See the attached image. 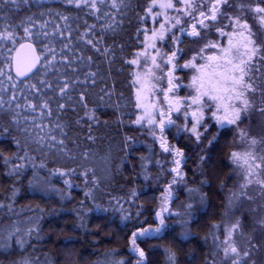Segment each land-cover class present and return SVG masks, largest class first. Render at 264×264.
<instances>
[{"label": "trees", "instance_id": "1", "mask_svg": "<svg viewBox=\"0 0 264 264\" xmlns=\"http://www.w3.org/2000/svg\"><path fill=\"white\" fill-rule=\"evenodd\" d=\"M144 3L145 0H130L129 6L124 9L125 15L118 17L123 23L115 32L103 28L105 18L97 20L88 14L87 9H76L65 4L64 0H31L30 5L19 9L9 11L8 7L4 8L9 22L17 26L27 16H33L37 20L33 32L39 30V23L47 21L43 31L51 35L48 38L34 37L33 40L40 46L51 43L58 53L63 45L62 38L54 34L57 25L66 33L71 30L72 52L65 49V54L92 56L91 63L76 59L74 66L78 69L77 74L92 71L97 73V78L95 85L87 86V109L75 103L72 108L57 112V102H73L61 99L51 90L45 89L40 95L51 97L50 104L54 110L51 117H40L39 110L31 112L26 108L16 109L20 114L16 117L19 121L17 125L10 123L13 116L7 107L0 111V125L10 129L9 133L0 135V152L6 156L18 151L20 155L27 152L33 158L31 162L17 161L25 164L18 176L8 175L11 165L6 167L0 161V202L11 204V210L0 208V230H5L6 235L9 226H14L21 230L22 235L30 228L37 229L23 248L17 246L13 238L12 247L0 249V264H14L22 256H32L38 260V264H114L118 260H124L125 264H136L137 256L130 251L131 233L139 227L157 226L155 213L160 211L163 191L172 180L168 169L172 167L173 157L162 152L159 141L149 134V126L141 127L132 123L137 113L133 87L135 71L133 65L125 63V60L133 58L143 40V35H137V29L144 26L137 19V13L143 14L141 10ZM101 8L102 11H111L105 6ZM57 13L68 16L69 20L65 22L59 19ZM186 20L187 17L184 18ZM85 22L87 25H96L86 38H92L93 34L96 38L103 37V43L99 46H110L114 55L105 58L78 39L87 31ZM150 24L149 20L148 28ZM23 36V28L18 27L17 39ZM65 72L68 76L73 75L57 63L54 69L46 75L42 71L31 83H36L37 79H47L54 84L62 82L66 78ZM5 86H8L7 82ZM102 89L112 93L110 100L105 96V101H109L107 104L98 99L103 95ZM81 90L79 85L72 90L73 101L79 100ZM4 95L7 99L9 94ZM24 95H28L32 103L40 102L36 95L25 89L23 94H19L18 102L21 104L24 103ZM87 110H94L100 122L88 121L85 117ZM57 117L67 134L66 138L60 137L59 129L54 130L58 138L65 140L63 153L37 145L35 134L39 129L32 128L34 118L37 124L49 125L52 121L54 128ZM81 117L83 119L77 124L76 121ZM24 128L29 129V132L25 133L22 130ZM90 134L94 140L87 138ZM165 136L169 144L183 150L186 158L182 164L185 182L172 186V199L167 205L170 211L183 212L181 205L189 201L188 188L199 187L205 200L202 204L198 200L193 201L199 211L195 221L187 226L190 235L186 238L180 235L182 228L177 223L181 217L164 213L168 227L158 236L141 239L137 243L146 253L147 264H165V248L176 251L178 264H206V260L208 264H221L222 251L218 250L219 241L214 237L222 240L223 228L214 230L211 225H223L225 197L234 177L229 163L233 139L231 130L222 129L218 133L217 127L214 129L210 125L205 134L206 139L202 137L199 143L187 132H178L174 127H169ZM126 137L134 138L129 146L125 145ZM212 137L217 139L209 145L208 141ZM13 138L20 141L19 149ZM85 152L89 154L87 159L83 155ZM141 157L159 160L163 168L155 163H147L149 178L145 179ZM41 163H44V168L33 167V164L38 166ZM55 169H75L76 172L61 177L52 174L50 170ZM86 169L90 170L87 178L83 175ZM64 179H69L72 186L65 185ZM94 180L97 183H93ZM30 181L37 182L41 189H59L63 196L52 190L36 191ZM222 182L225 185L223 188ZM13 188L16 190L15 195L10 191ZM132 191H135V197L131 196ZM86 193L91 195L86 196ZM81 201L84 202L83 206ZM117 201L124 211H121ZM137 212L141 214L137 216ZM125 216L128 219H123ZM255 260L256 264H262L261 259L255 257Z\"/></svg>", "mask_w": 264, "mask_h": 264}, {"label": "snow or ice", "instance_id": "2", "mask_svg": "<svg viewBox=\"0 0 264 264\" xmlns=\"http://www.w3.org/2000/svg\"><path fill=\"white\" fill-rule=\"evenodd\" d=\"M30 3L31 0H0V21H3L0 24V111L7 107L13 116L10 123L17 125L19 121L16 117L20 114L15 111L16 109L26 108L31 112L39 110L40 117L53 115L54 110L50 104L51 97L44 98L40 95L44 93L45 89L51 90L61 99L73 102L71 104L57 102L55 109L57 112L66 111L67 108H72L75 103L87 109V86L95 85L97 78V73L92 71L77 74L78 69L74 66L76 59L87 60L91 63L92 56L75 57L65 54V49L72 52L71 30L66 33L57 25L54 34L62 38L63 45L58 53L51 43L40 46L33 40L34 37L36 39L48 38L51 35L47 31H43L47 21L39 23V30L36 32H33V29L37 27V20L33 16H27L25 20H21L19 26L9 22L4 12L5 7L11 11V9L28 6ZM64 3L76 9H87L88 14L95 16L97 20L105 18L103 28L115 32L123 23L118 17L125 15L124 9L129 6L130 0H64ZM101 6L108 7L111 11H102ZM141 11L143 14L137 13V19L144 26L137 29V35L144 36V40L140 41L143 48L141 51H137L133 58L125 60V63L135 65L142 70L144 75L156 81L152 85L154 89L158 87L161 80H166V86L159 88L163 94V100L159 103L163 106L157 109L156 105L153 104L152 113L142 112L132 123L141 127H144L145 124L149 126V134L154 140L159 141V147L163 153H168L173 157L172 164L174 165L168 169L169 174H172V180L163 191L160 211L155 213L158 220L157 226L155 228L139 227L131 233L130 251L137 256L136 264H147L146 253L137 241L156 237L168 227L164 213L181 217L177 223L182 228L180 235L186 238L190 235L187 226L195 221V215L199 211L193 201L198 200L202 204L205 200L200 188L194 187L187 189L189 201L181 205L183 212H172L167 206L172 199V186L185 182V173L182 171V164L186 159L185 154L182 149L169 144L165 136L166 130L176 125V120L173 119L174 113L177 114L176 119L183 117V124L177 128V131L188 132L197 143L208 131L209 125L206 123L208 120L215 122L218 126V133L226 127L235 126L240 139L247 141L249 150L243 153L231 151L229 154L231 160L238 167L243 168L242 178L244 182L239 185L238 193L233 192L228 197L224 215L227 216L231 212L232 206L238 199H247L249 202L255 203L259 198L261 202L256 208L249 209V211L261 213L257 216L255 223L264 232V155H257L254 151L257 144L264 143V138L250 137L248 131L239 127L245 119L252 115H259L264 118V0H145ZM57 15L59 19L65 22L69 20L66 15L60 13ZM185 17L190 21L187 26H185ZM149 20L154 25L152 28L147 27ZM85 25L87 31L78 39L84 41L86 45L91 46L95 52L105 58L114 55L110 46L103 48L99 46L103 43V37L96 38L93 34L92 38H86L96 28V25H87V22ZM155 25H158V28ZM18 27H22L24 33V36L19 40L17 39ZM65 28H67V23H65ZM212 29L215 30L216 39H209L207 36V32ZM234 36L240 38L236 43H233L232 38ZM182 37H191L194 42L202 41L200 47L191 50L192 55L187 59H184L185 49L181 47L184 42ZM149 40L152 42L146 43ZM166 40L170 43L167 50L163 51L158 46L157 41L163 45ZM224 40L227 41L226 44L223 42ZM149 49L152 51L150 52ZM182 60L183 63H181ZM57 63L70 70L73 75L68 76L65 72L66 78L55 84L47 79H37L36 83H31V80L37 78L42 71L46 75L49 70L54 69ZM184 69L192 72L187 84L184 83L183 77L178 74ZM157 71H159V75ZM81 75L83 76L82 79ZM139 79L140 73L138 72L136 81ZM5 82L8 86H5ZM78 85L82 88L79 100L73 101L71 92ZM25 89L36 95L40 102L32 103L30 97L24 95V103H19V94H23ZM182 89H188V94L181 96ZM101 91L103 95L99 96L98 99L107 104L109 101H105V96L109 97L110 100L112 93L105 89ZM4 94H9L7 99H5ZM136 107L142 109L143 105L137 102ZM85 117L91 123L100 122L94 110L85 111ZM82 119L83 117L78 119L76 123L79 124ZM91 123L89 124L90 133ZM52 125V121L49 122V125L37 124L34 118L32 128L39 129L35 134V143L39 146H46L49 150L63 153L64 138L67 135L64 132V125L60 123L59 117L54 122V128ZM46 128L47 131H45ZM55 129H59L60 137L64 138H58L54 134ZM22 130L25 133L29 132L27 128ZM9 132V128L0 125V135ZM87 138L94 140L91 134ZM204 138L206 139V137ZM13 139L19 149L20 141ZM133 139V137H126L125 145L129 146ZM216 139L217 137H212L208 141L209 145ZM83 155L87 159L89 154L85 152ZM140 159L141 167L145 171V179L149 178L147 163H155L163 168V164L159 160L152 161L150 157H141ZM200 159L203 160V156ZM32 160L33 158L27 152L20 155L18 151L11 156H6L0 152V161H3L6 167L11 165L8 175L18 176L25 167L24 163H17V161L31 162ZM33 167L44 168L45 165L44 163L38 166L33 164ZM50 171L52 174L61 177L70 176L76 172L75 169ZM89 171L86 169L83 172L85 178H87ZM63 182L69 187L72 186L69 179H64ZM93 183H97V181L94 180ZM202 183L204 182L202 181ZM30 184H34L36 191L52 190L63 196V192L59 189H41L35 181H30ZM253 185L258 189L255 195L249 194L247 191ZM224 186L222 182L221 188ZM10 191L15 195L16 190L14 188ZM85 195L91 194L86 193ZM131 196H136L135 191L131 192ZM80 204L83 206L84 202L81 201ZM117 205L121 211H124L122 205H119V201H117ZM5 207L11 210V204L0 202V208ZM37 210L44 211L43 209ZM55 211V209L52 210L53 213ZM140 214V212L136 213L137 216ZM184 217L191 219H184ZM123 219H128V217L125 216ZM244 219L245 217L241 216L227 224L213 223L211 225L214 230L223 228V240L214 237L219 241L218 250L223 253L221 264H256L257 253L264 251V242H257L253 235H245ZM36 231V228H30L21 235V230L18 227L9 226L5 235V230H0V249L12 247L13 238H15V244L23 248L28 242V238L32 237ZM237 237L245 243L243 245L238 244ZM164 252L165 264H178L176 251L172 248H165ZM14 264H38V260L32 256H22ZM114 264H125V261L118 260ZM206 264H208L207 260Z\"/></svg>", "mask_w": 264, "mask_h": 264}, {"label": "rangeland", "instance_id": "3", "mask_svg": "<svg viewBox=\"0 0 264 264\" xmlns=\"http://www.w3.org/2000/svg\"><path fill=\"white\" fill-rule=\"evenodd\" d=\"M169 12H171V10H169ZM172 14H174V13H172ZM161 19H163V18H161ZM186 23L188 24V23H190V21L186 20L185 24ZM250 23H251V20H250ZM187 24L185 26H187ZM153 26L154 25L151 22L149 28H152ZM155 27L158 28V25H155ZM254 30L258 31V29H255V28H254ZM173 31H176V30L173 29ZM177 34L179 35V33H177ZM150 35L151 34L149 33V36ZM207 36L209 39H216L215 30L212 29V30L208 31ZM232 39H233V43H236L237 41L240 40V38L236 37V36H234ZM143 40H144V36H143ZM151 42H152L151 40L146 41V43H151ZM223 42L225 44L227 43L226 40H224ZM169 43H170V41L166 40L164 42V44L161 45L160 42L157 41L158 46H160L163 51L167 50ZM201 44H202V41L194 42L193 39L190 40L189 42L183 43L181 45V47H183L185 49L184 59H187L189 56H191L192 55L191 50L200 47ZM142 48H143V45L140 44V49L138 51H141ZM149 51L151 52L152 50L149 49ZM181 63H183V60L181 61ZM133 67H134V71H135L134 79H133L134 97H135L136 102H139L141 105H143L142 109L137 108V113H136V118H137V116L141 115L142 112L152 113L153 112V108H152L153 104L156 105L157 109H159L160 107L163 106L159 103V101L163 100V94H162V92L159 91V88L166 86V80H161L158 84V87L154 89L152 87V85L154 83H156V81L152 80L149 76L144 75L142 73V70L138 69L135 65H133ZM138 72L140 73V79L138 81H136V74ZM157 74L158 75L160 74L159 71H157ZM178 74L183 77L184 83L187 84L189 82L191 75H192V72L188 69H184L183 71H181ZM187 94H188V89H182L180 92L181 96H184ZM138 97H139V100H138ZM176 117H177V114L174 113L173 119L176 120V125L171 126V128L174 127V130L175 129L177 130V128L179 126H182V124H183V117L181 116L179 119H176ZM206 123L209 125V127L211 125L214 129L216 127L218 128V126L212 120H208V121H206ZM145 126H147V125L145 124ZM239 127L248 131L250 137H256L258 139L264 138V118H261L259 115H252L250 118L245 119L239 125ZM224 129L231 130V134L233 136V139L231 142L230 152L236 151L239 153H243V152L249 150L247 141L240 139V137L238 136V131H237L235 126H229V127L224 128ZM187 134L190 135L188 132H187ZM205 134L206 133H204V137H205ZM191 137L193 138V136H191ZM254 151L256 152L257 155H264V143L257 144L255 146ZM229 163L232 166L234 177L231 180L232 183H229V185H230L228 187L229 190H228L226 197H225V206L227 205L228 197L233 192L238 193L239 192V185L244 182V180L242 178L243 168L238 167L237 164H235L231 160L230 155H229ZM173 166L174 165L172 164V167ZM257 190L258 189L255 185L250 186L247 189L249 194H252V195H255ZM173 191H174V189H173ZM173 191H172V193H173ZM173 197H174V195H173ZM260 202L261 201L259 200V198L257 199V201L255 203L249 202L247 199H243V200L238 199L236 201V203L232 206L231 212H229V214L227 216H225V215L223 216V224H227V223L233 221L237 217L244 216L245 217L244 223L246 225V228L244 230L245 235L246 236L247 235H253L257 242H264V232H262V230L255 223L257 216L260 215L261 213L249 211V209L256 208ZM224 211H225V207H224ZM223 238H224V234H223ZM237 242L240 245H243L245 243L244 241L240 240L239 237H237ZM222 257H223V253L221 254V260H222ZM256 258H257V260L261 259L262 264H264V251L257 253Z\"/></svg>", "mask_w": 264, "mask_h": 264}, {"label": "flooded vegetation", "instance_id": "4", "mask_svg": "<svg viewBox=\"0 0 264 264\" xmlns=\"http://www.w3.org/2000/svg\"><path fill=\"white\" fill-rule=\"evenodd\" d=\"M183 38V43H185V42H189L190 40H192L193 38H191V37H182Z\"/></svg>", "mask_w": 264, "mask_h": 264}]
</instances>
